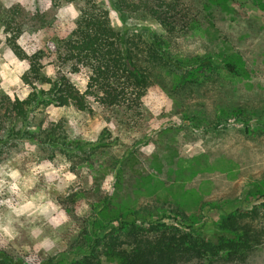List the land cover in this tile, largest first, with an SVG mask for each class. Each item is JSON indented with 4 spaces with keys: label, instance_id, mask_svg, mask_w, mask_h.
I'll use <instances>...</instances> for the list:
<instances>
[{
    "label": "rangeland",
    "instance_id": "1",
    "mask_svg": "<svg viewBox=\"0 0 264 264\" xmlns=\"http://www.w3.org/2000/svg\"><path fill=\"white\" fill-rule=\"evenodd\" d=\"M81 1L0 0V103L34 90L22 80L29 62L14 52L13 39L24 56L41 53L46 77L63 73L85 91L87 72L59 59ZM95 1L116 30L146 43L162 40L183 71L167 59L150 67L152 87L135 112L94 100L86 111L41 102L24 120L0 110V252L12 264H72L90 253L96 236L147 207L153 219L169 221L165 209L178 207L201 233L237 211H255L250 216L261 225L264 0H179L191 21L173 35L146 10ZM210 57L235 70L204 64ZM100 259L122 264L116 256ZM214 264H264V238L245 262Z\"/></svg>",
    "mask_w": 264,
    "mask_h": 264
},
{
    "label": "trees",
    "instance_id": "2",
    "mask_svg": "<svg viewBox=\"0 0 264 264\" xmlns=\"http://www.w3.org/2000/svg\"><path fill=\"white\" fill-rule=\"evenodd\" d=\"M119 2L125 11L146 10L169 35L182 31L191 21L190 11L180 7L179 0ZM10 44L19 57L28 59L29 70L22 80L34 88L26 99H2L0 110H5L11 121L24 120L41 102L59 107L72 105L86 111L91 110V100H94L103 107H125L135 112L144 104L152 87L150 67L155 69L167 59L183 71L182 65L166 54L162 40L146 43L116 30L111 25L109 12L95 0L81 1L76 27L63 38L59 55V59L70 64L74 72L81 69L87 72L85 91H80L63 73L59 72L55 79L46 77L42 73L41 53L24 56L15 39ZM203 63L221 64L230 72L235 70L232 63L219 58L210 57ZM37 81L47 84L48 88L38 89ZM20 132L17 130L16 134ZM159 207L163 208L155 205V208ZM143 209L149 210L148 207ZM165 211L170 212V221L164 215L153 219L146 212L143 215L130 213L127 219L121 217L119 226L96 236L91 242L90 253L72 264H101L100 258L105 254L118 257L122 264L238 263L245 262L252 249L263 243L264 222L259 225L250 216L255 211L232 212L211 233H201L188 225L189 219L178 207L169 206ZM12 263L10 255L0 252V264Z\"/></svg>",
    "mask_w": 264,
    "mask_h": 264
}]
</instances>
